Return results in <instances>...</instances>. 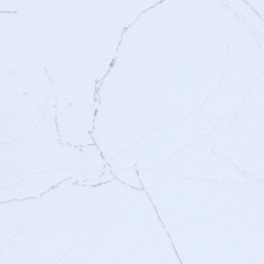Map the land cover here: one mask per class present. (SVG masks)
Instances as JSON below:
<instances>
[{"label":"snow or ice","instance_id":"snow-or-ice-1","mask_svg":"<svg viewBox=\"0 0 264 264\" xmlns=\"http://www.w3.org/2000/svg\"><path fill=\"white\" fill-rule=\"evenodd\" d=\"M0 264H264V0H0Z\"/></svg>","mask_w":264,"mask_h":264}]
</instances>
